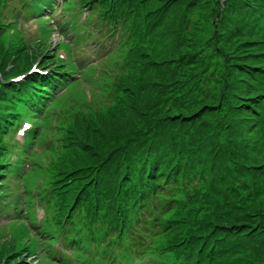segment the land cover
Segmentation results:
<instances>
[{
	"label": "trees",
	"instance_id": "1",
	"mask_svg": "<svg viewBox=\"0 0 264 264\" xmlns=\"http://www.w3.org/2000/svg\"><path fill=\"white\" fill-rule=\"evenodd\" d=\"M34 1L38 5H44L47 0H21V3L23 8L27 4L30 11L33 9ZM8 2L9 0H0V43L2 42V50L5 51L0 53V178L7 177L0 180V197L5 196L2 185L10 179L9 176H12L6 174L7 167H13L11 166L13 163L17 164L13 156L16 158L22 155L21 149L12 148L8 143V138L12 139L15 129L10 125L14 124L20 115V110L16 106L23 102L29 104L33 110L41 99L47 98L51 101L58 87L77 80L71 77L76 70L73 61L55 64L54 50L49 49L46 34H43L42 41L30 46L21 32L10 29L12 24L5 18L16 11L19 13L17 8L20 5L11 8L7 6ZM84 2L91 11V17L95 19L94 25L100 29V35L105 31L115 34L119 25L122 28L119 29L121 32L123 29L129 30L126 31L125 41L120 45L123 48L110 51V53L122 51L123 58L111 59L108 53L107 59H104L109 63L111 69L109 77L113 79L109 85L113 88L107 99L109 102L102 100L104 106L98 102V106L93 110L84 99L78 100L74 111L81 112V116L69 124L66 136L63 135L60 141L61 148L54 153L49 165V183H53L52 189L56 190L61 213L73 210L72 218L76 226L67 229L71 236L67 247L72 251L78 247L73 243L76 241V232L81 231L85 237L95 238V230L98 229L102 243L109 247L105 251L106 255L116 257L119 251L123 259L130 253L145 257L148 255L145 241L165 236L168 237L165 240L169 243L168 247L156 248L151 244L152 252L147 264L165 262L159 254L165 256L169 254L177 264H224L225 254L234 252L235 244H241L240 235H237L239 232L222 228L217 223L213 225L209 219L194 220L190 216L192 210L201 211L202 208L210 207L212 202L214 203L225 192L222 188L224 179L230 177L234 171L229 159L221 156L222 153L219 155L213 152L211 146L205 142L209 140L208 135L205 141L204 137L201 139L200 132L186 135V132L197 124L199 112H179V115L172 116V113L164 111L160 117L150 122L154 126L149 135L150 140L144 143L142 140L134 139L133 146L127 148L124 147L126 141L111 148L110 142L115 140L114 138L110 141L111 130L109 132L103 128L101 133L98 131L99 135H93L91 127L99 119L110 118L115 108L124 102L127 103L136 90L142 87H155L153 83L149 86L142 75L138 79L134 71L136 65L133 63L136 64L139 59L138 64L141 65L142 59L145 60L149 50L148 44L152 39L154 41L155 34L159 33L156 30L162 25L165 12L170 10L175 3L174 0H160V3L152 8L149 6L150 0H84ZM258 2L259 0H227L225 6L230 11L235 9L244 11L241 18L242 26L251 23L254 30L258 28L260 32V37L250 41V44L259 45L250 51L251 61L240 65L245 78L243 80L246 82V92L250 96L245 99V103L242 101L238 105L241 109L235 110V114L242 120L240 126L257 136L252 152L259 155L264 163V139L262 140L261 135H264V4ZM65 10H70V7L67 6ZM113 15L115 21L110 22ZM134 26L138 29H134ZM237 29L240 28L237 26ZM7 34L12 39L5 43L4 36L7 37ZM118 34H121L120 38L123 36L122 33ZM106 51L105 48L102 49V53ZM34 59H39L41 66L48 68L47 74L31 72L22 81L8 82V77L25 72ZM78 62L82 64V60ZM147 64L150 67L149 62ZM84 66L83 73L87 72L89 77V72L93 73L94 70L88 64ZM116 68L118 70H115ZM145 68L144 62L143 73ZM108 71L99 72L105 74ZM161 74L159 82L164 84L167 80H172L171 74L166 75V70ZM81 78L82 74L78 79ZM135 102L139 104L137 100ZM156 105L152 103L145 109L141 107L142 114L152 115L156 112ZM161 107H165L164 102L161 103ZM32 113L36 117L43 115V112L40 113L38 110ZM50 117V114H45L43 119H48L50 123ZM237 125L238 121L234 127ZM132 129L134 130V127H129L128 131ZM55 131L62 134L57 125ZM43 135L44 133L40 134V137ZM222 149L224 151L226 145H223ZM33 164L40 166L35 162ZM15 171V168H10L11 174ZM202 181L207 185L208 191H199ZM190 185L193 187L192 192L178 203L174 191H179L180 188L187 189ZM13 198L6 203L0 201V210L7 215L12 213L13 217L31 213L28 200L29 206L22 209L21 203L16 197ZM48 203L51 206L52 201ZM174 209V213L171 214L169 211ZM84 223H87L88 227L82 231ZM48 229L49 235L54 232V229ZM243 235L246 237L248 234L245 232ZM231 237H236L234 242L229 240ZM157 242H160L158 238ZM15 247L12 240L1 244L0 259L7 256L4 262L6 264H26L21 256L24 251L20 249L16 252ZM100 258H96L97 264ZM235 260L236 258L233 261ZM139 261H142V258H139Z\"/></svg>",
	"mask_w": 264,
	"mask_h": 264
},
{
	"label": "rangeland",
	"instance_id": "2",
	"mask_svg": "<svg viewBox=\"0 0 264 264\" xmlns=\"http://www.w3.org/2000/svg\"><path fill=\"white\" fill-rule=\"evenodd\" d=\"M174 2L170 10L165 12L162 25L156 30L159 33H156L154 41L152 39L148 44L149 50L145 55V60L142 59L141 65L138 64L139 59L136 64L133 63L136 65L134 71L137 73L138 79L142 75L149 86H151L150 83H153L155 87H142L140 90H136L127 103L124 102L115 108L110 118L97 120L91 125L94 131L93 135H99L101 130L106 128L109 132L111 130L112 139L110 141L115 138L114 141H109L112 145L111 148L119 146L125 141V148L132 147L135 140H142L144 143L150 140L149 135L154 127L150 122L156 117H160L164 111L172 113V116L179 115V112H199V116L196 118L197 124L189 132H186V135L200 132V137L201 139L204 137V141L208 135L209 140L205 142L211 146L213 152L219 155L222 153L221 156L229 159L234 171L230 177L224 179L225 183L222 188L225 189V192L206 209L194 211L190 208L192 210L190 216L194 220L208 221L209 219L213 225L217 223L222 228L239 232L237 235H240L241 244L234 243L235 251L225 254L224 264H264V163L259 155L252 152L257 136L240 126L242 120L235 114V110L241 109V106L238 105L242 101L245 103V99L250 96L246 92V82L243 80L245 78L240 65L251 61L253 48L259 47L256 43L250 44L252 39L260 37L259 29L254 30L251 23L243 27L241 18L245 12H240L237 9L228 10V7L225 6L227 0H174ZM15 3L18 6V2ZM157 3H160V0H150L149 6L152 8ZM258 3L264 4V0H259ZM55 16L56 19L51 16L52 24L61 21L58 13ZM28 25L27 21L22 22L23 27H29ZM237 26L240 29H237ZM134 29L138 28L134 26ZM67 33L71 34L70 31ZM4 37L5 43L12 39L8 34L7 37L6 35ZM60 39L68 40V43L72 45L70 38L68 39L64 34H61L60 29H57L53 38L51 34L50 41L57 43ZM91 46H93L92 42ZM78 48H82V44ZM2 49L1 42L0 53L5 52ZM109 57L111 59L123 58V52L110 53ZM144 62L146 68L143 73ZM165 70L166 75L171 74L172 80H167L163 84L159 82V78L162 75L161 72ZM75 77L77 78L78 74ZM101 77L102 73H98L95 80L98 81ZM111 80L113 79L103 77L93 84L88 80H83V84L74 86L71 96L72 105L70 106V102L59 105V111L57 110L58 112L56 111L55 114L56 120L53 121L51 118L50 126L53 127L56 124L60 132L66 136L69 124L81 116V112L75 113L74 109L78 100L86 101L85 87L91 88L95 94L92 99L96 102L93 105L98 106V102H100L103 107L102 100L109 102L107 99L113 91V88L109 86ZM87 94L89 95V93ZM73 100L76 101L75 104H73ZM136 100L139 104H136ZM163 102L164 108L161 107ZM152 103L157 104L156 112L150 116L142 114V110ZM39 105L41 106V103ZM16 108L21 113L19 119L40 123L38 118L30 117L29 104L20 102ZM243 109L244 106H242ZM237 121L239 125L234 127ZM47 125L48 121H44L43 127ZM129 127H134V130L128 131ZM261 135L263 140L264 135ZM223 145H226L224 151ZM248 152H250V156H248ZM22 176H26V172ZM41 181L42 179L37 176L34 185H39ZM179 183L182 184V182ZM182 189L174 191L178 203H181L192 192L193 187L190 185L187 189ZM208 190L207 185L202 181L199 191ZM174 211L175 209L169 212L173 214ZM40 216L41 212H38L37 217ZM87 227L88 224L84 223L81 230L85 231ZM245 232L248 234L246 237L243 235ZM95 238L101 239L98 229L95 230ZM157 238L160 242H157ZM157 238L153 239L155 245L152 240V247H168L169 243L165 241L168 237ZM234 239L236 237H231L229 240L234 242ZM19 248L20 245L16 249ZM153 252L155 251L153 250ZM159 255L162 257V261H171V264H177L169 254L168 256ZM235 258L236 260L233 261ZM156 260L158 261V258ZM4 262L2 257L0 264H6ZM165 262L159 264H167Z\"/></svg>",
	"mask_w": 264,
	"mask_h": 264
}]
</instances>
